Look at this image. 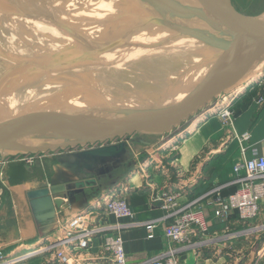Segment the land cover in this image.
I'll return each instance as SVG.
<instances>
[{"label": "water", "instance_id": "obj_1", "mask_svg": "<svg viewBox=\"0 0 264 264\" xmlns=\"http://www.w3.org/2000/svg\"><path fill=\"white\" fill-rule=\"evenodd\" d=\"M28 1L7 0L0 8V25L15 37L27 18L32 19L35 31L29 29L20 38L29 50H45L25 86L15 93L17 98L0 104L3 162L8 157L57 153L81 179H94L122 165L130 153L128 139L135 134H166L167 144L195 126L198 116L214 108L223 93L241 92L264 78V13L247 14L231 0H46L48 13L37 20ZM155 27L160 37L146 42L144 37L154 35ZM165 34L171 37H162ZM97 44L196 54L207 60L158 102L125 105L110 114L108 108L118 104L108 102L83 115L41 114L34 104L56 86L73 52ZM4 69L8 76L10 70ZM13 77L8 79L17 78ZM73 187L58 184L50 192Z\"/></svg>", "mask_w": 264, "mask_h": 264}, {"label": "crops", "instance_id": "obj_2", "mask_svg": "<svg viewBox=\"0 0 264 264\" xmlns=\"http://www.w3.org/2000/svg\"><path fill=\"white\" fill-rule=\"evenodd\" d=\"M231 1L237 9L247 14L264 13V0ZM256 84L260 87L252 89ZM244 94L248 95L240 100ZM230 97L234 98L232 102L235 104L231 126L224 125L218 115L211 120V113L215 109L210 108L198 116L196 125L184 135L192 134L172 146L178 152L176 156L169 158L170 154L166 153L170 145L165 144L166 137L157 144V150V145L148 147L152 151L143 160L140 159L142 172L130 173V163L139 154L132 145L129 157L122 165L108 170L103 176L95 175L94 179H81L57 158V153L44 155L34 164L8 157L0 168V188L8 190V199L0 215V262L6 255L41 247L45 249L44 252L22 264H65L58 256L61 246L51 250L46 247L62 238V227L68 219L88 212L89 220L102 226L103 230L93 237L88 250L77 252L82 264H97L104 259L107 233H114L123 239L130 264H145L174 244L165 231L170 222L167 217L169 211L162 207L160 201L154 202L152 198L157 193L180 192L179 201L182 204L199 199L195 209L208 220V236L216 237L213 244L201 249L187 247L183 252L185 264H195L197 261L207 264H258L260 261V264H264V257L261 256L264 228L251 242H245L243 238L234 240L235 245L239 242L242 244L241 247L236 245L238 249L235 250L227 246L231 242L230 232L245 227L238 213L233 214L230 226L213 215V200L218 195L228 196L239 187L234 183L235 164L264 155V78L240 93H231ZM215 120L218 124L203 132ZM244 133H249L250 139L241 142L239 136ZM224 140L227 143L223 151L212 156L213 145L218 146V142H226ZM201 155L204 156L202 159ZM144 175L148 176L144 178ZM69 183H73L74 187L59 194L50 192L54 185ZM121 186L128 189V202L135 212L137 223L131 218H118L104 211L102 198ZM57 199H61L60 205ZM152 220H157V226L153 229L154 237L150 238L146 225ZM253 223L264 226V201L262 213ZM258 245L260 247L256 249ZM219 249L223 250L219 252Z\"/></svg>", "mask_w": 264, "mask_h": 264}, {"label": "built area", "instance_id": "obj_3", "mask_svg": "<svg viewBox=\"0 0 264 264\" xmlns=\"http://www.w3.org/2000/svg\"><path fill=\"white\" fill-rule=\"evenodd\" d=\"M230 95L231 93L221 95L214 107H221L227 103L217 114L222 123L228 127L232 125L234 116L233 108H230L234 104L232 102L234 98H231ZM239 139L241 142H245L250 139V135L244 133L239 136ZM130 140L128 139V142ZM43 156L42 154H30L17 156V158L28 164H34L38 158ZM5 162L0 160V165ZM234 173V183L238 184L239 187L228 196L218 195L213 200L215 204L213 215L214 218L221 219L230 226L233 214L238 213L239 219L245 227L242 230L230 232L229 238L233 243L230 242L227 246L236 250L238 248L234 240L243 238L245 242H251L252 238L258 236L264 228V226H257L253 223L262 213V202L264 201V155L238 162L235 164ZM150 185L153 186L151 183ZM217 190H214V192ZM127 196L128 189L121 186L117 190L106 194L101 201L106 213L114 214L118 218H131L135 223V212L130 206ZM180 196V192H162L153 196L152 201H160L162 207L169 211L167 217L170 222L167 224L165 231L174 244L145 264H185L186 258L183 256V252L187 247L192 246L201 249L216 241L215 236H208L210 232L208 220L201 211L195 209L199 199L182 204L179 201ZM146 226L150 232L149 237H154L153 229L157 226V220L148 222ZM62 228V238L49 244L46 249L51 250L61 246L58 256L65 264H82L77 252L88 250L93 237L101 232L103 227L97 223H92L87 212L68 219ZM222 250L219 249V252ZM104 251V259L97 264H130L124 248V241L119 235L106 234ZM261 256L264 257V250ZM0 264H10V262L2 260ZM195 264L207 263L197 261Z\"/></svg>", "mask_w": 264, "mask_h": 264}, {"label": "bare ground", "instance_id": "obj_4", "mask_svg": "<svg viewBox=\"0 0 264 264\" xmlns=\"http://www.w3.org/2000/svg\"><path fill=\"white\" fill-rule=\"evenodd\" d=\"M6 1L0 0V8ZM30 2L33 4L32 11L35 15L42 16L48 13L46 0ZM24 24L23 29L27 31L29 24L26 22ZM153 30L154 35L144 37L148 43L155 42L161 35L159 28L155 27ZM162 37L171 36L165 34ZM74 55L77 62L66 67L56 86L40 104L37 102L34 104L41 114L83 115L84 111L97 110L108 102L118 104V107L112 105L108 108L110 112L107 114H110L114 111L119 112L120 107L125 105L134 108L149 102H158L170 89H178L184 85L190 79L186 78L187 74H192L199 62L207 60V56L196 54L157 53L147 49L136 50L131 46L104 48L100 44L77 48L72 56ZM5 76L7 74L3 73L0 78L2 105L16 99V94L29 79L20 75L14 81L8 79L3 84L1 80L6 78Z\"/></svg>", "mask_w": 264, "mask_h": 264}, {"label": "rangeland", "instance_id": "obj_5", "mask_svg": "<svg viewBox=\"0 0 264 264\" xmlns=\"http://www.w3.org/2000/svg\"><path fill=\"white\" fill-rule=\"evenodd\" d=\"M30 1L31 0H29V3H31ZM32 5L33 4H29V7H28V8H30L31 11L33 9ZM259 5H260V2H259ZM37 18H38V15L36 16V20H37ZM27 23L29 24V29L32 28L31 32L35 31L36 28L33 29L35 27L33 20L27 18ZM0 30H1L0 31V78L3 74V73H1L2 70L3 71L5 70L4 67L6 68V73L8 72L7 71L8 69L10 70V74L8 76H5L6 78L2 77L3 80H1V81H3V84H5L7 82L9 76H14L13 78L18 77L23 71H26L23 74V76L29 78V76H31V74H33V72L36 70V65L39 62V60L41 58H43V56H44L43 51H45V50L42 48H39L38 46H36V48L33 50H29V49L25 48L26 47L24 45L25 38L24 37H23V39L20 38L21 34H23L25 36L26 32H27L23 28H20V30L18 29V33H20V34H18L17 37L6 32V31H8V28H6V27L4 28L1 25H0ZM75 55L71 56L69 58L68 66L77 62V59H76L77 57ZM24 56H26V57H24ZM27 59H29L31 61L34 60V61L31 62V61H28ZM29 63H30V65L26 66ZM32 64H35V65H32ZM17 67H20V68H17ZM259 87H260V85L256 84L254 87H252V89L253 88L256 89ZM228 93H226V94H228ZM223 95H225V93H223L222 96ZM247 95L248 94H244L243 96H241L240 100L243 99L244 97H246ZM0 98H1V96H0ZM218 99L219 98H216L215 102ZM226 104L227 103H225L223 106H221V108H219V107L214 108L215 110H214V112L211 113L213 115L211 116L210 119L212 120L213 117L215 118L218 115L217 113L222 108H224L226 106ZM234 105L235 104H233L230 108L232 109ZM214 113H215V115H214ZM212 122H214V123L213 124L211 123L210 125H208V127H205L203 132H206V130H208V128H210L211 126H215L216 124H218V121H216V120L212 121ZM184 134L176 137V138H179L180 140L174 139L173 141L168 142V144H170V145H168L166 153L170 154L169 158L174 157L178 154V152L177 153L175 152L176 149H172L173 148L172 146L175 145L178 141H180V142L184 141V139H186V137L190 136L192 134V132L188 133L187 135H184ZM166 136H167L166 134L165 135H158V134H146V133L135 134L133 136V139L130 140V143L132 146L136 147L135 150L139 154L137 155V157L136 156L134 157L135 161L133 163H130L131 164L130 170H132V172H130L131 174H134L135 171L142 172L141 168L143 166L140 163V159L143 160L145 155H147L148 152L152 151V149L148 150L147 148L150 146H153V145H157L162 140V138H165ZM201 136H203V133ZM224 137H226V136H224ZM224 141H226V142H223V141L218 142V146L213 145V151L211 152L212 156H214L216 154L218 155L219 153H221L223 151L222 149L225 147V145L227 143V140H224ZM158 146L159 145L156 146V150H157ZM203 157L204 156L201 155V159ZM24 163H26V162H24ZM143 174H145V173H143ZM148 175H144V178H146ZM42 181H45V180H43V178H42ZM0 186H1V184H0ZM7 199H8V190H6V188L4 190H1V188H0V215L2 214L4 204L7 201ZM236 245L238 247H241L242 244L239 242V243H236ZM259 247H260L259 245L256 246V249H258ZM35 251H37V252H35ZM44 251H45V249L41 248V247H38L32 251L22 250L20 252L13 253L11 255H6L5 258H3L2 260H7L8 262H10V264H22L23 261H25L31 257H34L35 255H38L39 253L44 252ZM30 253H33V254H30ZM245 254L246 253H244V255ZM258 264H260V261Z\"/></svg>", "mask_w": 264, "mask_h": 264}]
</instances>
